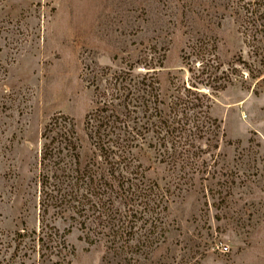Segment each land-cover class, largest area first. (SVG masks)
<instances>
[{
  "label": "rangeland",
  "instance_id": "obj_1",
  "mask_svg": "<svg viewBox=\"0 0 264 264\" xmlns=\"http://www.w3.org/2000/svg\"><path fill=\"white\" fill-rule=\"evenodd\" d=\"M253 2L0 0V264L58 260L43 262L37 252L13 256L15 231L38 225L42 131L64 115L83 139L95 76L126 68L149 50L166 54L164 93L173 77L188 83L204 66L219 65L222 76V63L223 70L231 65L240 76L218 94L200 87L212 94L210 115L221 124L218 148L203 141L210 151L206 174L170 205L165 238L142 256L130 255V264H264V80L243 83L241 69L264 66V7L253 16ZM146 165L151 179L167 183L165 166L153 156ZM66 243L64 264H127L104 245H88L78 229Z\"/></svg>",
  "mask_w": 264,
  "mask_h": 264
},
{
  "label": "trees",
  "instance_id": "obj_2",
  "mask_svg": "<svg viewBox=\"0 0 264 264\" xmlns=\"http://www.w3.org/2000/svg\"><path fill=\"white\" fill-rule=\"evenodd\" d=\"M253 1L255 16L264 0ZM154 54L149 50L126 68L95 76V106L86 116L83 139L73 118L58 115L45 125L36 182L38 225L15 231L13 256L37 252L43 262L56 258L54 264H64L70 254L66 238L78 229L88 245H104L130 264V255L142 256L169 233L170 205L210 167L203 141L218 148L221 124L210 115L211 95L235 85L240 71L231 65L223 70L222 63L219 76V65L204 66L188 83L173 77L164 93L160 73L166 54ZM242 64L243 83L264 80V66L253 70ZM152 156L167 169L164 185L149 177L152 166L146 162Z\"/></svg>",
  "mask_w": 264,
  "mask_h": 264
}]
</instances>
